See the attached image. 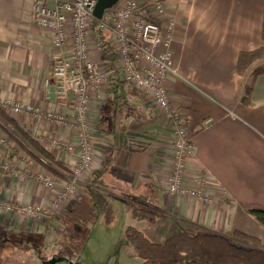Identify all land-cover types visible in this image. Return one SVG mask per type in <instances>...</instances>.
Returning <instances> with one entry per match:
<instances>
[{"label":"crops","instance_id":"0c3cea01","mask_svg":"<svg viewBox=\"0 0 264 264\" xmlns=\"http://www.w3.org/2000/svg\"><path fill=\"white\" fill-rule=\"evenodd\" d=\"M155 1L143 0L147 4ZM163 1L166 14L178 19L173 51L180 77L169 82V93L172 102L188 113V133L194 144V154L187 160L185 185L194 188L197 179L205 176L207 194L213 202L207 204L168 192L173 131L164 124L157 106L134 89L135 94L129 95L137 110L123 118L121 126L118 120L110 137L98 128L103 104L92 103L89 120L95 153L84 182L102 170L111 153V166L103 178L115 201L166 216L160 222L163 226L149 233L153 239L160 237L162 241L157 243L164 242L175 220L181 219L224 235L240 230L259 238L264 245V228L249 213L264 210V74L256 79L251 105H245L241 97L245 85L253 80V70L245 77L237 73L240 53L264 45V0ZM32 3L0 0V106L11 101L73 115L72 107L58 108L53 97H46L45 82L52 74L57 52L51 32L31 21ZM9 116L70 169L77 163L78 152L55 149L49 141L58 138L76 143L74 129L33 116ZM206 120L211 122L207 124ZM19 143L14 141L15 147L0 149L3 162L31 176H53ZM117 191L135 195L137 201L119 200ZM54 195L55 189L37 181H23L0 169V198L6 201L49 210ZM59 227L55 219L35 221L0 210L2 264H47L42 257L45 243L35 240L33 244V238L42 236L46 241L45 237Z\"/></svg>","mask_w":264,"mask_h":264},{"label":"built area","instance_id":"2783aa9c","mask_svg":"<svg viewBox=\"0 0 264 264\" xmlns=\"http://www.w3.org/2000/svg\"><path fill=\"white\" fill-rule=\"evenodd\" d=\"M97 3L98 0H33L31 21L51 32L53 48L57 52L52 74L45 82L46 97L49 100L53 97L58 108L72 107L74 113L46 111L41 107L11 101L0 107L8 115L33 116L40 121L74 129L76 143L58 138L49 141L55 149L78 152L79 158L70 178L64 182L48 173L31 176L7 163L0 164L1 170L23 181H37L55 189V198L49 210L39 205L18 206L0 201L1 211L21 214L35 221L47 219L68 207L85 183L95 153L90 108L93 102L106 97L114 76V71L105 65L100 56L98 46L100 54H95V47L92 46ZM166 13L163 0L148 4L143 0H120L105 11L102 19L97 20L98 28L110 33L125 89L137 90L146 101L156 105L164 124L173 131L168 160V192L209 204L213 199L207 194L205 176L197 179L194 188L185 185L187 160L194 154V144L188 133V113L172 102L169 93V82L180 77L173 51L178 19ZM210 122L206 120L207 124ZM1 144L9 146L7 140H1Z\"/></svg>","mask_w":264,"mask_h":264},{"label":"trees","instance_id":"16d2710c","mask_svg":"<svg viewBox=\"0 0 264 264\" xmlns=\"http://www.w3.org/2000/svg\"><path fill=\"white\" fill-rule=\"evenodd\" d=\"M93 35L101 52L105 65L114 71L107 90V100L101 108L98 128L105 136L110 137V131L115 130L118 116L120 126L123 118L131 116L137 108L131 100L130 91L125 89L118 57L111 44L109 32L98 28V21L93 20ZM262 39L264 42V13ZM264 59V45L256 50L241 52L237 63V73L245 77L254 64ZM264 71L253 75L251 83L246 84L241 102L251 105V98L256 79ZM0 118L15 131L27 144H23L13 134L11 139L19 141L21 148L28 155L37 160L43 167L54 175L67 171L69 167L58 160L43 144L25 131L12 117L0 107ZM112 155L109 153L104 161L102 170L90 177L85 185L81 186L78 198L66 207L57 217L53 218L61 226H85L96 223L102 216L106 222H113L111 188L104 180V175L110 169ZM111 191V192H110ZM118 199V198H117ZM125 201L124 199H119ZM128 204V203H127ZM133 214L139 220L158 223L164 221L163 213L148 208L130 204ZM250 215L264 228V210H250ZM126 236L131 243L135 254L144 264H264V245L262 241L240 230L230 234H220L204 228L193 226L185 220H175L171 235L162 243L150 240L142 231L135 227H128ZM0 259V264H2Z\"/></svg>","mask_w":264,"mask_h":264},{"label":"rangeland","instance_id":"374dc122","mask_svg":"<svg viewBox=\"0 0 264 264\" xmlns=\"http://www.w3.org/2000/svg\"><path fill=\"white\" fill-rule=\"evenodd\" d=\"M91 40L93 42L92 46L95 47L93 48L95 54H100L98 53L99 50L96 47L98 45L95 38H92ZM98 58L100 59L99 56ZM251 70H253L251 75L264 71V59L254 64ZM129 90L135 94V91H132V89ZM106 100L107 94L104 99L99 100L97 103L101 102L100 104H104ZM118 125H120L119 122ZM8 133L13 134L19 141L27 146V144L15 133L11 126L7 125L0 118L1 150L4 151L8 147H15L14 141ZM1 140H7L9 146H3L1 144ZM2 163L5 162H3L0 158V164ZM10 167L15 168L12 165H10ZM72 168H69L67 171L62 170V172H60L61 175L59 174V176L54 175L53 173L52 174L55 178L62 179L60 180L62 182L68 181L71 176ZM66 176H68V178ZM87 181L88 180H86L83 185H85ZM115 195L121 199H125L126 201H137L135 195H131L126 192L117 191L115 192ZM78 196H76L73 200L71 199L72 201H70V204L78 198ZM0 201L4 202L6 200L0 198ZM112 209L113 222L111 224H108L105 216H102L94 224L85 226L73 225L69 227L61 226L58 229H54L53 232L46 236V241L43 240L42 236H35V238H33V244H35V240L36 243L38 241L41 245L45 243L42 257L46 259L47 264H144V262L136 256L135 251L126 236V230L128 227H135L142 231L150 240L161 242L162 240H160V237L153 239L149 233L157 230L160 225L163 226V223L159 222L158 224H152L146 220H139L134 216L131 206L115 200H112ZM58 215H51L49 216V219H53ZM36 257L40 259L38 256Z\"/></svg>","mask_w":264,"mask_h":264},{"label":"water","instance_id":"95a60500","mask_svg":"<svg viewBox=\"0 0 264 264\" xmlns=\"http://www.w3.org/2000/svg\"><path fill=\"white\" fill-rule=\"evenodd\" d=\"M119 1L120 0H98V3L95 8V12H94L95 18L97 20L102 19L105 11L115 6Z\"/></svg>","mask_w":264,"mask_h":264}]
</instances>
